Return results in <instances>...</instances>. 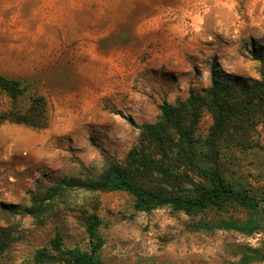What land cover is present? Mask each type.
Segmentation results:
<instances>
[{
	"label": "rangeland",
	"instance_id": "rangeland-1",
	"mask_svg": "<svg viewBox=\"0 0 264 264\" xmlns=\"http://www.w3.org/2000/svg\"><path fill=\"white\" fill-rule=\"evenodd\" d=\"M253 45L264 49V0H0V74L44 95L43 129L0 123V264H68L35 259L59 234L63 249L89 251L86 218L98 215L104 244L99 264H264V201L259 212L229 205L196 214L161 206L134 209L124 191H70L43 223L21 210L41 186L95 177L106 161L123 162L139 141L138 126L159 119V106L203 95L210 70L234 88L260 79ZM0 93V111L9 107ZM213 118L202 110L196 137ZM243 146L219 148L223 175L264 198V116L256 115ZM253 217L250 235L193 229L198 222Z\"/></svg>",
	"mask_w": 264,
	"mask_h": 264
},
{
	"label": "trees",
	"instance_id": "trees-1",
	"mask_svg": "<svg viewBox=\"0 0 264 264\" xmlns=\"http://www.w3.org/2000/svg\"><path fill=\"white\" fill-rule=\"evenodd\" d=\"M250 54L259 62L260 79L245 82L241 87L223 81L215 66L210 70L211 84L203 95L190 92L187 99L177 105L163 102L160 116L154 123H145L139 141L126 154L123 162L107 160L105 167L95 177H69L43 187L32 195L30 203L21 210L4 209L5 212L25 214L37 223L53 214L57 200L70 191L87 192L124 191L133 196L137 211H151L169 206L174 211L196 214L210 208L220 211L237 205L252 212L262 211L264 198L250 192L241 184L228 180L219 163V148L229 141L243 146L247 142L251 120L264 116V49L253 45ZM29 85L22 79L0 74V93L10 101L7 109L0 111V123L8 122L43 129L48 125V103L44 95L32 92L27 106L19 100L28 92ZM212 118L207 137H196V126L202 110ZM101 218L90 214L86 218V232L90 250L63 249L59 234L50 240V248L43 247L35 253L38 261L52 260L54 250L68 264H99L98 251L104 244L99 233ZM193 229H227L250 235L258 229L253 217L236 221L221 219L215 223L198 222ZM252 259L264 260V252L249 249Z\"/></svg>",
	"mask_w": 264,
	"mask_h": 264
}]
</instances>
